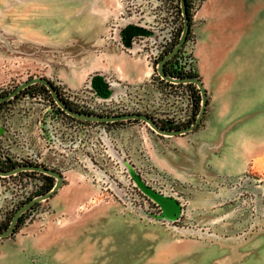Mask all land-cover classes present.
I'll return each instance as SVG.
<instances>
[{
    "label": "rangeland",
    "instance_id": "1",
    "mask_svg": "<svg viewBox=\"0 0 264 264\" xmlns=\"http://www.w3.org/2000/svg\"><path fill=\"white\" fill-rule=\"evenodd\" d=\"M62 1L69 8L72 0ZM3 5L0 0V10ZM115 9L116 0L101 44L74 38L50 51L5 34L0 18V95L37 75L48 77L61 95L57 83H66L56 71L71 67L63 65L65 57L79 62L102 46L115 47L108 27ZM192 17V26L201 22L212 33L214 57L203 74L222 126L208 147L197 141L189 147L186 134H160L141 120L64 129L63 121H49L47 103L33 97L48 94L37 87L0 103V116L11 105L19 111L9 116L24 124L25 135L38 123L51 128L59 140L58 161L80 162L83 156L86 163L63 167L76 176L24 211L19 227L0 237V264H264V0H204ZM50 57L55 73L45 63ZM199 169L214 175L198 178ZM48 181L36 173L14 176L1 195L10 201L35 182ZM219 185L237 191L212 205H194L199 190L206 196ZM64 192L71 193L75 208H66Z\"/></svg>",
    "mask_w": 264,
    "mask_h": 264
},
{
    "label": "built area",
    "instance_id": "2",
    "mask_svg": "<svg viewBox=\"0 0 264 264\" xmlns=\"http://www.w3.org/2000/svg\"><path fill=\"white\" fill-rule=\"evenodd\" d=\"M203 1L190 0L192 15L198 10ZM108 23V27L111 29L109 37L114 46L130 55L140 57L149 65L152 71L144 79L134 83L129 90L118 94L102 95L90 82H85L78 87H70L58 82L57 84L61 89V98L68 103H72L74 108L82 111L101 114L137 111L147 113L155 120L169 121V123L180 125L190 123L196 112L197 86L178 78L186 76L195 69V58L193 56L195 35L193 30L190 37L186 38L177 52L175 62L172 65L176 74L181 76L168 74L172 79L165 78L156 68L158 60L172 46L181 31L183 14L180 0H116V9L111 12ZM125 23H133L142 27L145 31L131 35L128 43H125L121 34V29ZM47 92L48 94L38 92L33 97L40 100L41 105L47 103L44 112L48 110L49 121L52 118L56 121H63L64 129L70 127L71 124L74 127L80 125L83 131L90 127L107 125L105 122L83 120L69 115L55 101L49 89ZM27 96L32 95H24L23 98ZM12 97L4 100V102H9ZM5 108H3L5 110L2 111L0 116L1 169H11L20 164L34 163L56 168L64 174L63 167L65 166H71L77 162L86 165L83 156L80 162L68 157L63 161H58L55 156V150L58 147V144H55V139L58 140V138H55L54 132L50 133L51 128L48 131L45 126L38 123L33 134L25 135L24 124L17 120H11L9 116V114L11 116L14 114L18 117L20 115L19 111H15L14 105ZM44 129L47 130L46 135ZM44 139H46L48 146L43 143ZM62 142L64 145L68 144L66 139ZM99 155L101 156L102 153H99ZM11 164L13 166L7 168V165ZM31 173L45 175V173L33 169H22L11 173L0 172V223L2 221L4 223L11 211L16 209L21 202L38 194L41 187L45 185L39 186L38 182H35L24 195L14 197L10 201L6 196L1 195L8 179L14 176L26 178ZM179 198L183 199L180 195ZM180 204L184 203L181 202ZM33 206L27 210H32Z\"/></svg>",
    "mask_w": 264,
    "mask_h": 264
},
{
    "label": "crops",
    "instance_id": "3",
    "mask_svg": "<svg viewBox=\"0 0 264 264\" xmlns=\"http://www.w3.org/2000/svg\"><path fill=\"white\" fill-rule=\"evenodd\" d=\"M114 1L72 0L69 3L70 7L67 8L62 0H5V5L0 10V18L5 34L11 35L19 42L39 45L47 51L54 50L56 46L65 44L69 40L72 41L74 38L76 43L101 44L100 35L105 28L109 6H112ZM202 25L200 22L199 26H192L195 35L193 56L195 57V69L207 89L208 101L201 123L193 130L181 133L187 135L184 138L189 147L194 146L196 141L208 147L211 145L210 139L218 124L222 126V116L215 117L214 107L209 100V87L203 74L206 61L213 58L214 53L211 48L210 27ZM134 26L132 23H125L122 27L123 36H125V30L132 32L136 30ZM45 60L48 71L55 73V59L50 57ZM77 60L78 58H72L71 55L69 58L65 57L63 65L71 67L68 70L58 69L56 71L58 76L71 87H77L88 79L103 95L123 93L151 72L150 67L140 57H134L113 46H102L98 54H90L87 58L80 59L79 62ZM93 68L98 71L92 72ZM110 74L114 75L117 81L109 82ZM209 171L199 169L196 176L207 178L209 175L208 179H211L214 174H208ZM63 175L64 179H67L75 177L76 173L68 174L67 172ZM235 187L229 189L219 185L217 191L211 190V194L206 196H203V192L197 189V197L193 203L198 207L212 205L229 193H235L237 191ZM63 194L66 208L73 209L78 205L72 201L71 193L64 192Z\"/></svg>",
    "mask_w": 264,
    "mask_h": 264
},
{
    "label": "water",
    "instance_id": "4",
    "mask_svg": "<svg viewBox=\"0 0 264 264\" xmlns=\"http://www.w3.org/2000/svg\"><path fill=\"white\" fill-rule=\"evenodd\" d=\"M180 7L182 10V14H183V26H182V30L180 32L179 38L176 44L158 60V63L156 66L157 71L163 77L169 78V79H172V78L166 73L165 64L168 61V59H170L182 47L183 43L186 40V37L189 32V28H190V18L187 12L186 0H180ZM128 24H131V23H128ZM132 25H135V24L132 23ZM134 27H136V30H134L133 32L131 30L124 31L123 29V31L125 32V36H123L122 29H121L122 38L125 41V43H128L129 37L131 35L136 34V33H143L145 31L142 27L138 25H135ZM178 79L182 81L193 82L198 87L200 91V96H201V103H200L198 113L196 114L193 122L187 125H183L180 127H173V128H164L160 126L153 117L143 112L134 111V112H124V113H114V114H101V113L82 111V110L73 108L64 99L61 98V96L59 95L52 81L48 77L42 76V75L33 76V77H30L28 79L21 81L13 89L7 91L4 94H1L0 102L6 99H9L12 96H15L18 92H20L23 88L27 87L28 85L38 82V83L44 84L46 88L49 89L51 95L53 96L55 101L61 106V108L73 117L83 119V120L98 121V122H111V121H118V120L138 119V120L146 122L151 128H153L156 132L160 134L176 135V134H181V133H185L190 130H193L201 123L202 117L206 110L207 101H208L207 89L204 85V82L202 81L201 77L198 74L186 75ZM22 169H33V170L41 171L47 175L53 176L55 178V181L52 187L48 191L33 196L29 200L22 203L14 211L9 221V224L5 228L0 229V237H5L13 233V231L15 230L17 226V221L20 215L24 211H26L29 207L37 203L38 201L51 197L61 187L64 181V175L60 170L53 168V167H47L45 165L34 164V163L20 164L11 169H1L0 168V172L1 173H11V172L19 171Z\"/></svg>",
    "mask_w": 264,
    "mask_h": 264
},
{
    "label": "trees",
    "instance_id": "5",
    "mask_svg": "<svg viewBox=\"0 0 264 264\" xmlns=\"http://www.w3.org/2000/svg\"><path fill=\"white\" fill-rule=\"evenodd\" d=\"M186 5H187V12H188V15H189V18H190V28H189L188 35L186 37V38H188V37H190V35L192 33V30H193L192 29V24H193V21H192V13H191V10H190V0H186ZM181 30H182V27H181ZM179 35H180V33L178 34L177 38L173 42L172 46L168 49V51L176 44V42H177V40L179 38ZM176 56H177V52L170 59H168V61L165 64V71H166L167 74H170V75L181 76L180 74H176L175 70L172 67L173 63L175 62ZM192 74H198L197 71H196V69L192 70L187 75H192ZM190 84L195 85L193 82H190ZM36 87L39 90H45V91L48 90V88H46V86L44 84L36 82V83H32V84L28 85L27 87L23 88L20 92L21 93L22 92H26V91L31 90V89H34ZM200 101H201L200 91H199V89L197 87V99H196L197 105H196L195 116L198 113V110H199V107H200ZM0 103H2V102H0ZM68 104L70 105V103H68ZM72 107L74 108V106H72ZM194 119H195V117L193 118V120ZM127 120L130 121V120H138V119H127ZM193 120L191 122H193ZM117 122H123V120L111 121V122H105V123H117ZM158 124L160 126L164 127V128H173V127L183 126V125H180V124L169 123L167 121H161V122L158 121ZM187 124H189V123H187ZM187 124H185V125H187ZM11 166H13V165L12 164L11 165H7V168L8 167H11ZM45 176L48 178L49 181L43 187H41V189L38 191V193H43V192L48 191L52 187V185L54 183L53 182V177L51 175L45 174ZM14 211L9 214L8 219L4 223L0 224V229L5 228L9 224V221H10V219H11ZM23 217H24V212L20 215V217H19V219L17 221V226H16L15 230L19 227L20 223L22 222Z\"/></svg>",
    "mask_w": 264,
    "mask_h": 264
}]
</instances>
